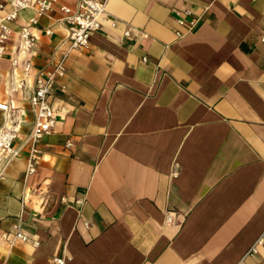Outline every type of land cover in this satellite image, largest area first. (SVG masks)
<instances>
[{
	"label": "crops",
	"instance_id": "0c3cea01",
	"mask_svg": "<svg viewBox=\"0 0 264 264\" xmlns=\"http://www.w3.org/2000/svg\"><path fill=\"white\" fill-rule=\"evenodd\" d=\"M74 1L10 23L0 103L16 113L14 146L32 128L35 74L69 48L59 5ZM105 1L52 86L35 173L25 146L0 176V264H264V242L249 253L264 236V0ZM176 10L198 21L182 28ZM24 27L35 45L13 68ZM18 222L28 239L9 246Z\"/></svg>",
	"mask_w": 264,
	"mask_h": 264
},
{
	"label": "built area",
	"instance_id": "2783aa9c",
	"mask_svg": "<svg viewBox=\"0 0 264 264\" xmlns=\"http://www.w3.org/2000/svg\"><path fill=\"white\" fill-rule=\"evenodd\" d=\"M59 0H4L0 4V9L9 8L8 12L0 17V57L5 50V44L12 34L10 23L14 22L20 11L27 8L34 10V15L29 18L28 24L35 25L39 19L49 15L54 10V5ZM61 12L60 22L64 24L67 30V39L69 41L68 50L58 59L54 60L49 68L40 69L34 77L33 84L30 88V106L33 113V123L29 135L19 146H14L17 137L15 124V110L5 103H0V111L3 114L4 125L0 128V176L3 174L10 162L19 156L23 147L28 146L26 159L25 179L35 173L38 164V143L42 138L49 134L55 125L53 110L49 104V96L53 84L57 79L62 78L65 74L64 61L71 50H86L89 46V36L97 31L100 27L101 20L106 16V1L98 0H75L72 6L60 4ZM176 23L178 26L190 29L198 21L199 16L192 15L189 10L175 11ZM110 26H115L116 20H109ZM50 31H46L49 34ZM129 31L126 30L124 35L127 36ZM184 32L177 30L175 36L177 39L182 38ZM19 43L16 49V56L11 60V66L15 68L18 64V58L28 54L35 45V34L28 27H24L17 32ZM260 41L264 44V29L260 35ZM143 61L146 59L143 58ZM30 62L25 61L23 74L30 69ZM17 86L25 89L27 86L24 80H20ZM80 202V201H79ZM21 219H19L20 221ZM169 217L167 221H169ZM28 237L22 232L20 222L13 227L11 238L8 240L9 246H12L17 240L27 241ZM264 242V236H260L250 248L249 253H255L256 247ZM2 264H6V258H2ZM56 264H63L62 259H55Z\"/></svg>",
	"mask_w": 264,
	"mask_h": 264
}]
</instances>
